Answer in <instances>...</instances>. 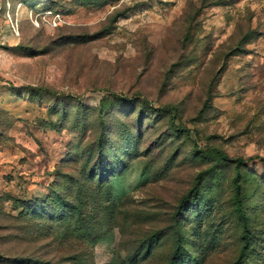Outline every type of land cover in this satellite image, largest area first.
<instances>
[{
    "label": "rangeland",
    "instance_id": "374dc122",
    "mask_svg": "<svg viewBox=\"0 0 264 264\" xmlns=\"http://www.w3.org/2000/svg\"><path fill=\"white\" fill-rule=\"evenodd\" d=\"M264 264V0H0V264Z\"/></svg>",
    "mask_w": 264,
    "mask_h": 264
},
{
    "label": "trees",
    "instance_id": "16d2710c",
    "mask_svg": "<svg viewBox=\"0 0 264 264\" xmlns=\"http://www.w3.org/2000/svg\"><path fill=\"white\" fill-rule=\"evenodd\" d=\"M241 256L242 255L239 256V258H238V260H237V262L235 264H238L239 263Z\"/></svg>",
    "mask_w": 264,
    "mask_h": 264
}]
</instances>
